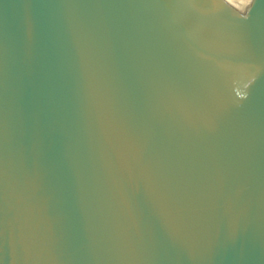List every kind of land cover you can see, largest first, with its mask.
<instances>
[{
    "label": "water",
    "instance_id": "obj_1",
    "mask_svg": "<svg viewBox=\"0 0 264 264\" xmlns=\"http://www.w3.org/2000/svg\"><path fill=\"white\" fill-rule=\"evenodd\" d=\"M0 264H264V0H0Z\"/></svg>",
    "mask_w": 264,
    "mask_h": 264
}]
</instances>
